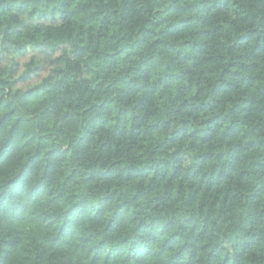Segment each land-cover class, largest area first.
<instances>
[{"label": "clouds", "instance_id": "obj_1", "mask_svg": "<svg viewBox=\"0 0 264 264\" xmlns=\"http://www.w3.org/2000/svg\"><path fill=\"white\" fill-rule=\"evenodd\" d=\"M0 264H264V0H0Z\"/></svg>", "mask_w": 264, "mask_h": 264}, {"label": "trees", "instance_id": "obj_2", "mask_svg": "<svg viewBox=\"0 0 264 264\" xmlns=\"http://www.w3.org/2000/svg\"><path fill=\"white\" fill-rule=\"evenodd\" d=\"M157 27H159V25Z\"/></svg>", "mask_w": 264, "mask_h": 264}]
</instances>
